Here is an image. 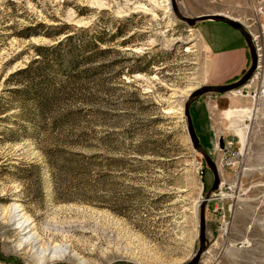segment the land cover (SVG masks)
I'll return each instance as SVG.
<instances>
[{
	"label": "rangeland",
	"instance_id": "1",
	"mask_svg": "<svg viewBox=\"0 0 264 264\" xmlns=\"http://www.w3.org/2000/svg\"><path fill=\"white\" fill-rule=\"evenodd\" d=\"M176 2L184 16L234 17L259 48L243 96L202 97L213 132L204 108L194 129L221 187L198 264H264V0ZM210 22L189 27L170 0H0V264L195 256L213 176L183 107L213 79L197 29Z\"/></svg>",
	"mask_w": 264,
	"mask_h": 264
},
{
	"label": "water",
	"instance_id": "2",
	"mask_svg": "<svg viewBox=\"0 0 264 264\" xmlns=\"http://www.w3.org/2000/svg\"><path fill=\"white\" fill-rule=\"evenodd\" d=\"M170 8L175 18L181 22H184L189 27H193L197 23H200L206 20H211L214 22L223 23L229 26L230 28H232L233 30L237 31L246 43V46L249 52V58H250L249 68L245 71V73L239 79L233 82H230V83L222 84V85L201 86L193 90L189 94L184 104V107H183V114L186 119V129H187L188 137L192 144V147L198 154L202 156L206 166L208 167V169L210 170L213 176L212 186L206 192L199 206V212H198L199 247H198V250L195 256L191 260L185 263V264H198L201 256L203 255V253L206 251V248H207L205 209H206L208 201L210 200L211 195L215 193L218 189L219 177H218V170H217L215 161L210 157V155L203 148L195 132L192 118L190 115V107L193 102L197 101L204 95H207V94L224 95L227 93H233L237 90L244 88L253 78L258 68L259 59H258V54L256 51L254 38L252 34L238 20L228 15H225V14H204V15H199L196 17L184 16L179 11L176 0H170ZM219 145H220V148H223L224 144H223L222 137L219 138ZM119 264H130V263H119Z\"/></svg>",
	"mask_w": 264,
	"mask_h": 264
},
{
	"label": "crops",
	"instance_id": "3",
	"mask_svg": "<svg viewBox=\"0 0 264 264\" xmlns=\"http://www.w3.org/2000/svg\"><path fill=\"white\" fill-rule=\"evenodd\" d=\"M207 14L225 13L213 10L211 13ZM197 29L199 30L203 41L206 43L211 56L210 73L213 75V79L211 80L210 85H222L239 79L245 73L249 63V52L241 35L229 26L214 21H211L209 24H203L202 27L199 26ZM222 97L223 96L209 98V102H215V105L218 108L222 103H227V100H223ZM195 103L196 116H194V120L199 122L198 119H200V116L198 111L204 108L209 129L213 132L210 122L208 102L206 99L201 98ZM229 110L231 111V109ZM244 110L248 109L245 108ZM226 111L227 108L222 109L223 113Z\"/></svg>",
	"mask_w": 264,
	"mask_h": 264
},
{
	"label": "built area",
	"instance_id": "4",
	"mask_svg": "<svg viewBox=\"0 0 264 264\" xmlns=\"http://www.w3.org/2000/svg\"><path fill=\"white\" fill-rule=\"evenodd\" d=\"M255 47H256V44H255ZM256 51H257L258 59H259L260 54H259V48H258V47H256ZM242 90H243V88L240 89V90H237V91H235V92H233V93H238L240 96H243V94H242ZM230 147H231V144H228V145L226 146L227 151L229 150L228 148H230ZM223 148H225V147H223ZM218 191H219V192L221 191V187H219ZM212 195H213V196H212V198H210V201L221 199L220 197H217V196L219 195V194H217V191H216L215 193H213ZM214 212L217 213V214H222L220 208H218V207H215V208H214Z\"/></svg>",
	"mask_w": 264,
	"mask_h": 264
},
{
	"label": "trees",
	"instance_id": "5",
	"mask_svg": "<svg viewBox=\"0 0 264 264\" xmlns=\"http://www.w3.org/2000/svg\"><path fill=\"white\" fill-rule=\"evenodd\" d=\"M32 35H35V34H29L28 36H32ZM65 39H67V41H69V40L71 41V36H68V37H66ZM59 44H60V43H59ZM59 44H58V45H59ZM57 47H58V46H56L55 48H57ZM26 71H27V70L25 69V70H23L22 72H26ZM207 95H212V94H207ZM214 95H215V94H214ZM204 96H205V95H204ZM204 96H202V97H204ZM202 97H201V98H202ZM201 98H200V99H201ZM200 99H198V100H200ZM46 100H47V99H46ZM46 100H45V101H46ZM195 102H196V101H195ZM195 102H193L192 105H191V107H190V115H191V118H192V122H193V126H194V128H195V125H198V124H199L200 126L202 125V124L200 123V119H198L199 122H196V120H194V116H193L192 113H191V108H192V106L194 105ZM200 130H201V128H200ZM203 130H204V129L202 128V132H203ZM199 140H200V143H201V139H200V137H199ZM201 144H202V143H201ZM202 146H203V144H202ZM203 148L205 149L204 146H203Z\"/></svg>",
	"mask_w": 264,
	"mask_h": 264
},
{
	"label": "bare ground",
	"instance_id": "6",
	"mask_svg": "<svg viewBox=\"0 0 264 264\" xmlns=\"http://www.w3.org/2000/svg\"><path fill=\"white\" fill-rule=\"evenodd\" d=\"M62 256H64V252L54 251L49 257V261L50 262L59 261L62 259Z\"/></svg>",
	"mask_w": 264,
	"mask_h": 264
}]
</instances>
